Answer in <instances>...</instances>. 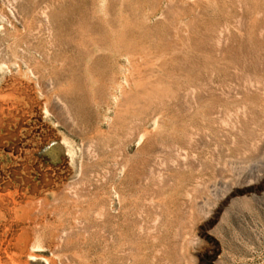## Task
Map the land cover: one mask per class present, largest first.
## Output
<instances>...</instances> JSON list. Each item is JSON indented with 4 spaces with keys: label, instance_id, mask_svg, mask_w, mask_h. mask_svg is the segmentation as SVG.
Here are the masks:
<instances>
[{
    "label": "rangeland",
    "instance_id": "374dc122",
    "mask_svg": "<svg viewBox=\"0 0 264 264\" xmlns=\"http://www.w3.org/2000/svg\"><path fill=\"white\" fill-rule=\"evenodd\" d=\"M0 264H264V0H0Z\"/></svg>",
    "mask_w": 264,
    "mask_h": 264
}]
</instances>
